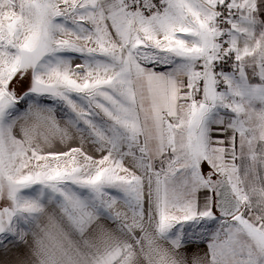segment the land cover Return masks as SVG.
I'll return each instance as SVG.
<instances>
[{
  "label": "snow or ice",
  "instance_id": "6c2138e0",
  "mask_svg": "<svg viewBox=\"0 0 264 264\" xmlns=\"http://www.w3.org/2000/svg\"><path fill=\"white\" fill-rule=\"evenodd\" d=\"M0 264H264V0H0Z\"/></svg>",
  "mask_w": 264,
  "mask_h": 264
},
{
  "label": "crops",
  "instance_id": "0c3cea01",
  "mask_svg": "<svg viewBox=\"0 0 264 264\" xmlns=\"http://www.w3.org/2000/svg\"><path fill=\"white\" fill-rule=\"evenodd\" d=\"M193 250H194V249H191V248H190V249H188V251H189V252H192ZM199 250H201V251H202V250H206V249L204 248V246H201V249H199Z\"/></svg>",
  "mask_w": 264,
  "mask_h": 264
},
{
  "label": "rangeland",
  "instance_id": "374dc122",
  "mask_svg": "<svg viewBox=\"0 0 264 264\" xmlns=\"http://www.w3.org/2000/svg\"><path fill=\"white\" fill-rule=\"evenodd\" d=\"M77 63L79 62V61H76Z\"/></svg>",
  "mask_w": 264,
  "mask_h": 264
}]
</instances>
